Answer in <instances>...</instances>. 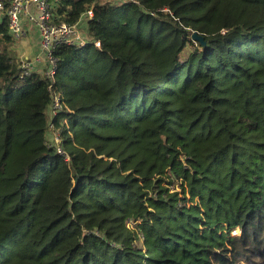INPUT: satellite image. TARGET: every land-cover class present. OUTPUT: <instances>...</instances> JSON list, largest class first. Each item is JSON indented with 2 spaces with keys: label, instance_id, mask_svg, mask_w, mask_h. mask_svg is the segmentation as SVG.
<instances>
[{
  "label": "trees",
  "instance_id": "obj_1",
  "mask_svg": "<svg viewBox=\"0 0 264 264\" xmlns=\"http://www.w3.org/2000/svg\"><path fill=\"white\" fill-rule=\"evenodd\" d=\"M49 1L91 42L52 116L1 18L0 264H264V0Z\"/></svg>",
  "mask_w": 264,
  "mask_h": 264
},
{
  "label": "built area",
  "instance_id": "obj_2",
  "mask_svg": "<svg viewBox=\"0 0 264 264\" xmlns=\"http://www.w3.org/2000/svg\"><path fill=\"white\" fill-rule=\"evenodd\" d=\"M93 16V10L89 9L74 24L64 20L54 22L52 3L49 0H0V19L3 17L8 19L10 34L15 41L27 34L30 25L35 26L40 33V45L45 60L42 63L39 56L24 59L20 64V78L24 79L36 71H42L50 78L52 82L50 89L54 95L52 116L61 111L64 105L62 93L55 85L58 59L54 52L60 45L84 47L90 43L91 39L86 31L88 27L85 26ZM94 43L100 45V41ZM50 129L56 130L53 123ZM59 150L63 152L61 147Z\"/></svg>",
  "mask_w": 264,
  "mask_h": 264
},
{
  "label": "crops",
  "instance_id": "obj_3",
  "mask_svg": "<svg viewBox=\"0 0 264 264\" xmlns=\"http://www.w3.org/2000/svg\"><path fill=\"white\" fill-rule=\"evenodd\" d=\"M86 27H88V24L85 26V28ZM86 31H88V29H86ZM25 36L27 38V44L20 43L21 45H23V47L28 49V54L30 56L26 55L25 58H35L39 56L40 59H42V63H43V61L45 60V55L41 50V45H40L41 37L38 29L35 26L30 25L28 28V32Z\"/></svg>",
  "mask_w": 264,
  "mask_h": 264
},
{
  "label": "rangeland",
  "instance_id": "obj_4",
  "mask_svg": "<svg viewBox=\"0 0 264 264\" xmlns=\"http://www.w3.org/2000/svg\"><path fill=\"white\" fill-rule=\"evenodd\" d=\"M115 1L121 2L122 0H115ZM20 43L21 44H27L26 36H23L21 39L16 40L15 42H13L11 44V49L15 52L16 57L22 62L24 59H26L25 58L26 55H28V56H30V55L28 54V49L23 47V45H21ZM50 131L52 133V140L54 142L61 141V134H60V130L59 129H56V130H53V131L50 129ZM229 233L232 236H235V235H239L241 233V231L237 228V229H234V230L230 231Z\"/></svg>",
  "mask_w": 264,
  "mask_h": 264
},
{
  "label": "water",
  "instance_id": "obj_5",
  "mask_svg": "<svg viewBox=\"0 0 264 264\" xmlns=\"http://www.w3.org/2000/svg\"><path fill=\"white\" fill-rule=\"evenodd\" d=\"M192 38L194 39V40H196V41H199V42H201L203 45L204 44H206V42H205V40H204V37L201 35V34H199L198 32H193V34H192Z\"/></svg>",
  "mask_w": 264,
  "mask_h": 264
}]
</instances>
